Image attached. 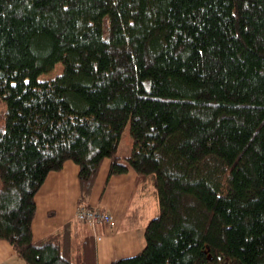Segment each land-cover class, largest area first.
<instances>
[{"label":"trees","instance_id":"trees-1","mask_svg":"<svg viewBox=\"0 0 264 264\" xmlns=\"http://www.w3.org/2000/svg\"><path fill=\"white\" fill-rule=\"evenodd\" d=\"M106 159L158 206L111 264H264V0H0V239L28 264H97L93 237L36 241L33 222L69 160L91 207Z\"/></svg>","mask_w":264,"mask_h":264},{"label":"crops","instance_id":"crops-1","mask_svg":"<svg viewBox=\"0 0 264 264\" xmlns=\"http://www.w3.org/2000/svg\"><path fill=\"white\" fill-rule=\"evenodd\" d=\"M110 165V159L103 162L89 204L109 210L114 215L113 224L93 228L78 220L80 168L69 160L60 171L48 175L36 196L34 239L60 232L70 223L76 243L87 237L94 238L97 264H111L114 260L137 255L145 245V227L137 223L145 224L156 213L157 200L138 188L135 170L110 177ZM2 186L0 180V188ZM0 264L28 263L16 254L9 242L0 239Z\"/></svg>","mask_w":264,"mask_h":264},{"label":"built area","instance_id":"built-area-1","mask_svg":"<svg viewBox=\"0 0 264 264\" xmlns=\"http://www.w3.org/2000/svg\"><path fill=\"white\" fill-rule=\"evenodd\" d=\"M77 218L79 221L88 224L90 227L99 225H111L114 222V215L107 209L81 206Z\"/></svg>","mask_w":264,"mask_h":264},{"label":"rangeland","instance_id":"rangeland-1","mask_svg":"<svg viewBox=\"0 0 264 264\" xmlns=\"http://www.w3.org/2000/svg\"><path fill=\"white\" fill-rule=\"evenodd\" d=\"M61 67H62V65L59 64V66H57V68L55 70H53L52 72L45 73V74L41 75L40 79H49V78L55 77L56 75H58L61 72V69H62ZM132 147H133V138H132L131 133H130V123H129V124H127L125 131L123 133L118 153L120 155L129 154L132 150ZM0 180L2 181L1 178H0Z\"/></svg>","mask_w":264,"mask_h":264}]
</instances>
